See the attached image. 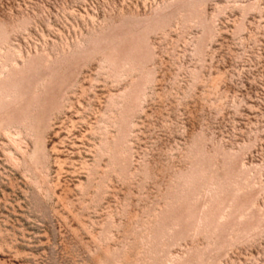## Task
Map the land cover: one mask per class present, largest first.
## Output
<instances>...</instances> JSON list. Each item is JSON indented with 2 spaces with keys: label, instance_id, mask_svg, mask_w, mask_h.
Wrapping results in <instances>:
<instances>
[{
  "label": "rangeland",
  "instance_id": "1",
  "mask_svg": "<svg viewBox=\"0 0 264 264\" xmlns=\"http://www.w3.org/2000/svg\"><path fill=\"white\" fill-rule=\"evenodd\" d=\"M0 264H264V0H0Z\"/></svg>",
  "mask_w": 264,
  "mask_h": 264
}]
</instances>
